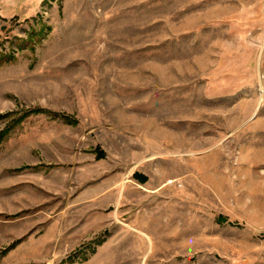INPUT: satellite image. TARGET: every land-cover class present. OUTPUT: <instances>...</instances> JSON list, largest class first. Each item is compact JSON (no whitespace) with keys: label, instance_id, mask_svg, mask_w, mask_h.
I'll return each instance as SVG.
<instances>
[{"label":"rangeland","instance_id":"1","mask_svg":"<svg viewBox=\"0 0 264 264\" xmlns=\"http://www.w3.org/2000/svg\"><path fill=\"white\" fill-rule=\"evenodd\" d=\"M256 113L264 0H0V264H264Z\"/></svg>","mask_w":264,"mask_h":264},{"label":"crops","instance_id":"2","mask_svg":"<svg viewBox=\"0 0 264 264\" xmlns=\"http://www.w3.org/2000/svg\"><path fill=\"white\" fill-rule=\"evenodd\" d=\"M260 117H259V114L257 115V113H256L255 122L260 124L258 127H256V130H258L260 133L262 132L263 136H260V138L259 137H257V138L258 139H262V138L264 139V126L262 125V124H264V114H262V117H261L262 120L259 119Z\"/></svg>","mask_w":264,"mask_h":264}]
</instances>
